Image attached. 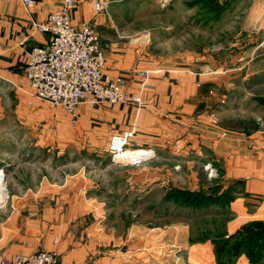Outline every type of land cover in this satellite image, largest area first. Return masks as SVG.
<instances>
[{"label":"crops","instance_id":"0c3cea01","mask_svg":"<svg viewBox=\"0 0 264 264\" xmlns=\"http://www.w3.org/2000/svg\"><path fill=\"white\" fill-rule=\"evenodd\" d=\"M63 1L35 0L28 10L21 0H0V169L5 174L7 191L0 207V260L15 253L55 250L61 256V264H132L123 254L103 253L104 243L99 236L75 232L73 227L80 217L65 210L78 204V198L72 202L62 194L83 193L80 179L85 171L82 165L69 174L63 168L67 154L54 155L53 142L47 135L53 126L66 131L68 115L64 109H52L34 96L24 72L28 51L45 45L50 37L36 29L33 22H45L49 12ZM72 17L76 24L95 21L107 70L127 77L131 92L140 90L141 77L137 72L148 70L152 76L150 86L142 91L139 106L82 103L76 127L83 130L87 125L94 137L103 136L108 144L114 136L133 131L128 151L148 148L157 156L198 164L211 162L226 187H237L230 201L234 218L229 229L250 220H264V121L258 118L249 131L243 128L234 132L224 125L214 126L206 117L212 112L213 95H217L208 72L195 70L194 64H168L154 56L140 59L139 48L117 36L119 32L107 23L110 16L96 15L93 0H78ZM150 37L149 33L143 41ZM219 95L224 101L231 94ZM38 130L42 135L38 136ZM221 130L228 134L221 136ZM64 140L60 139L61 147L69 144ZM97 142L102 143L100 139L94 143ZM110 157L108 152L84 156L76 151L71 162L78 167V162L85 160L116 167L118 164ZM70 177L71 181L76 180L72 184L75 186H69ZM141 190V195H148L150 189L141 185ZM54 208H60L59 215L53 213ZM146 257L142 256L143 263ZM159 257L162 258L156 254L155 264H159Z\"/></svg>","mask_w":264,"mask_h":264},{"label":"rangeland","instance_id":"374dc122","mask_svg":"<svg viewBox=\"0 0 264 264\" xmlns=\"http://www.w3.org/2000/svg\"><path fill=\"white\" fill-rule=\"evenodd\" d=\"M113 2L102 13L110 16L107 23L119 32L117 36L139 48L140 59L154 56L168 64L172 61L179 66L194 64L195 70L211 75L212 90L217 95H213L212 112L206 117L214 126L224 125L234 132L243 128L249 131L255 120L264 121V0H169L166 6L162 0ZM92 22L90 25L97 28ZM149 33L150 39L144 42L143 37ZM221 93L231 95L222 101ZM66 114L68 129L61 132L53 126L47 135L53 142L54 155L67 154L63 168L69 174L82 165L85 171L80 179L83 193L62 194L72 202L78 198V204L73 203L65 210L80 217L73 227L75 232L99 236L104 243L103 253L123 254L132 264H155L156 254L162 257L159 264H264V249L259 252L257 245L254 247L248 241L245 250L230 240L252 220L229 229L234 212L223 191L232 186L223 184L218 168L211 162L198 164L157 156L148 148H128L132 155L125 161H117L116 167L88 160L78 162V167L71 162L76 151L84 156L109 154L111 143L103 136L94 137L87 125L78 129L72 116ZM224 131L219 134L222 136ZM62 137L69 143H63V147L59 143ZM99 139L101 145L94 143ZM71 179L70 187L76 181ZM141 185L150 189L148 195H141ZM173 188L183 192H171ZM188 190L213 193L220 201L211 208L195 210L190 207ZM199 202H205L203 194ZM60 211L53 209L54 214L59 215ZM196 211L207 214L195 216Z\"/></svg>","mask_w":264,"mask_h":264},{"label":"built area","instance_id":"2783aa9c","mask_svg":"<svg viewBox=\"0 0 264 264\" xmlns=\"http://www.w3.org/2000/svg\"><path fill=\"white\" fill-rule=\"evenodd\" d=\"M93 1L95 11L102 13L107 12L114 0ZM21 2L28 10L35 4V0ZM168 2L162 0L165 6ZM77 3L78 0H64L49 12L45 22H33L36 29L50 35L45 45L34 46L27 54L24 72L33 94L51 107L64 108L74 123L78 120V106L86 101L93 104L131 102L139 106L143 101L142 91L150 86L151 72L137 73L141 82L136 93L129 90L127 77L110 73L99 32L88 22L76 24L73 21L72 12ZM132 136L133 131H129L113 137L110 144L112 161H119L114 156L117 151L126 150ZM1 172V183H5L2 169ZM0 264H61V261L54 250H38L6 256Z\"/></svg>","mask_w":264,"mask_h":264},{"label":"trees","instance_id":"16d2710c","mask_svg":"<svg viewBox=\"0 0 264 264\" xmlns=\"http://www.w3.org/2000/svg\"><path fill=\"white\" fill-rule=\"evenodd\" d=\"M235 187V186H234ZM231 189H227L223 191V196L225 200H232L236 194H234L233 186L230 187ZM183 192L182 190H178L173 188L171 192ZM189 194L191 195L189 198L190 207L194 208L195 210L202 209V208H211L216 202L220 201L219 197H215L213 193L207 194L205 191H192L188 190ZM237 192V191H236ZM204 195L205 202H199V198L201 195ZM222 201V200H221ZM199 202V203H198ZM208 211V210H206ZM202 213L206 212H197L194 214L195 216H199ZM207 214V213H206ZM230 240L235 241L236 244L244 246L246 250V245L248 241L253 242V246L257 245L259 252H262L264 249V220H252L242 226V228L237 232L235 237H229ZM253 257L255 258V250L251 251ZM258 257V256H257ZM256 257V258H257Z\"/></svg>","mask_w":264,"mask_h":264},{"label":"bare ground","instance_id":"6f19581e","mask_svg":"<svg viewBox=\"0 0 264 264\" xmlns=\"http://www.w3.org/2000/svg\"><path fill=\"white\" fill-rule=\"evenodd\" d=\"M132 155L131 151L128 150H119L117 151L116 155L114 156V159H117L119 161H125L127 160L130 156ZM3 174L2 172L0 173V204H3V202L6 200V187L5 183H1L3 177L1 176ZM4 189V190H3Z\"/></svg>","mask_w":264,"mask_h":264}]
</instances>
